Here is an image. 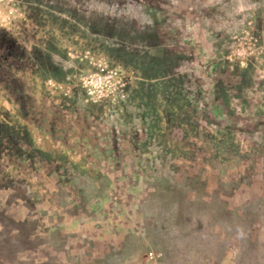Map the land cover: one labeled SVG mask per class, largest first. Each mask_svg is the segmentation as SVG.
I'll return each mask as SVG.
<instances>
[{"label":"rangeland","instance_id":"rangeland-1","mask_svg":"<svg viewBox=\"0 0 264 264\" xmlns=\"http://www.w3.org/2000/svg\"><path fill=\"white\" fill-rule=\"evenodd\" d=\"M13 2L0 264H264V0Z\"/></svg>","mask_w":264,"mask_h":264},{"label":"built area","instance_id":"built-area-1","mask_svg":"<svg viewBox=\"0 0 264 264\" xmlns=\"http://www.w3.org/2000/svg\"><path fill=\"white\" fill-rule=\"evenodd\" d=\"M18 19L13 0H0V30L17 28ZM77 59L79 62L85 60L93 67L91 72H83L79 77L82 89L90 101L96 102L111 96H114L113 99L123 98L125 91L121 95L114 92L119 86H126L127 79H124L119 71L109 68L102 60L92 61L88 55Z\"/></svg>","mask_w":264,"mask_h":264},{"label":"trees","instance_id":"trees-1","mask_svg":"<svg viewBox=\"0 0 264 264\" xmlns=\"http://www.w3.org/2000/svg\"><path fill=\"white\" fill-rule=\"evenodd\" d=\"M124 99V98H123ZM120 100H122V99H120ZM172 192H173V194H175V195H177V196H181V195H183V193H182V191L180 190H178V188L177 189H172ZM182 198L184 197V196H181ZM185 198V197H184ZM189 200V199H188ZM173 204H174V202H171V201H169V203L167 204V205H169V206H173ZM164 228L161 230V228H156L157 230H160L161 231V233L163 232V231H165L166 229L167 230H169V226H170V224H169V218H167V217H165L164 219ZM174 230L176 231L175 233H178L180 230H178V229H176V228H174ZM174 233V234H175ZM174 237V236H173ZM250 244H253V242H251ZM114 252H115V250H114ZM115 256V254H113V252L111 251V252H109V254H108V256H107V260H111V259H113V257ZM257 256V251H252V254L250 255V257L252 258H255ZM250 257H248V258H246L245 260L247 261V259H249L250 260ZM244 264H246L245 262H244Z\"/></svg>","mask_w":264,"mask_h":264}]
</instances>
